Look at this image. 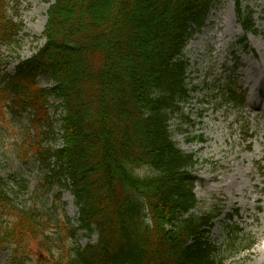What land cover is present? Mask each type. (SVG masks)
Listing matches in <instances>:
<instances>
[{
	"label": "trees",
	"instance_id": "trees-1",
	"mask_svg": "<svg viewBox=\"0 0 264 264\" xmlns=\"http://www.w3.org/2000/svg\"><path fill=\"white\" fill-rule=\"evenodd\" d=\"M47 1L46 42L19 59L13 73L0 70V107L19 113L32 108L36 125L48 126L46 138H62V147L39 150V158L54 162L53 177L70 178L81 226L100 235L96 244L65 248L48 262L221 264L206 236L220 209L195 212L193 172L200 161L177 147L169 123L176 114L187 122L181 103L190 97V64L183 51L219 0ZM235 4L243 29L262 33L253 9L243 0ZM8 10V1L0 0V52L24 28ZM239 44L246 48L245 37ZM39 76L53 86L41 87ZM228 95L244 103L231 87ZM49 96L62 100V134L48 116ZM137 167L151 173L140 177ZM11 203L0 178V226L3 214L15 208ZM30 216L28 224L38 227L40 216ZM6 243L18 245L14 255L21 253L24 262L23 238L14 230L0 233V249Z\"/></svg>",
	"mask_w": 264,
	"mask_h": 264
},
{
	"label": "rangeland",
	"instance_id": "rangeland-1",
	"mask_svg": "<svg viewBox=\"0 0 264 264\" xmlns=\"http://www.w3.org/2000/svg\"><path fill=\"white\" fill-rule=\"evenodd\" d=\"M244 2L254 9L257 26L264 31V0ZM8 4L9 15L25 25L18 43L2 48L1 58L7 62L6 69L13 71L17 58L31 56L45 42L42 33L50 4L46 0H8ZM242 35L234 0H221L210 12L207 26L185 51L191 63L189 82L196 85L186 105L195 124L186 130L190 135L204 133L207 141L202 144L188 141L185 132L178 128L179 117H173L170 123L176 143L187 152H196L203 160L195 173L199 178L195 191L201 199L197 212L224 206V214L210 235L219 246L220 254L227 256L224 264L236 261L264 264V35L248 34L249 45L254 49L250 51L235 46ZM0 68L4 69V63ZM230 81L244 91L245 106L227 104L223 99L221 92ZM39 83L46 85L42 78ZM29 118L21 120L0 111V175L18 192L16 203L23 207L38 204L45 218L51 219L49 231L54 237H60L69 228L77 229L78 208L71 191L51 188L45 181L46 169L35 164V150L31 146L36 145L33 137L38 130L29 125ZM24 151L28 156L24 157ZM235 209L240 210V216L229 220L225 214ZM57 225L68 228L63 231ZM236 225L242 229L237 234L231 228ZM41 232L37 229L24 236L32 249L31 264H38L39 254L41 259L47 257L41 249L44 240ZM246 234L255 235L252 239L256 245L244 252L233 251L230 246L235 237H248ZM97 238L96 233L89 236L78 230L67 243L85 246ZM235 241L237 248L241 247L242 239ZM11 255V249L0 251V264H9Z\"/></svg>",
	"mask_w": 264,
	"mask_h": 264
}]
</instances>
